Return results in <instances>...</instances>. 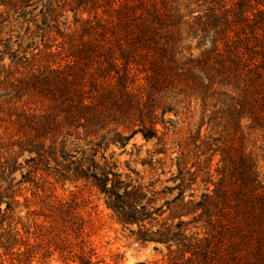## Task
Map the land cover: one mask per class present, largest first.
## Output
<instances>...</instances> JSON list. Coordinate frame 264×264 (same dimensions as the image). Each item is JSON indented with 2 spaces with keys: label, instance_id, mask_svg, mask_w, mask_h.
<instances>
[{
  "label": "rangeland",
  "instance_id": "374dc122",
  "mask_svg": "<svg viewBox=\"0 0 264 264\" xmlns=\"http://www.w3.org/2000/svg\"><path fill=\"white\" fill-rule=\"evenodd\" d=\"M28 4L27 0H0V188L11 183L16 195L32 200L33 186L16 182L31 179L37 172L42 177L43 201L75 194L84 201V211H92L95 217L97 230L90 241L93 260L99 264L166 262L168 246L141 243L136 237L146 232L166 234L167 227L180 221L185 222L182 229L189 240L204 238L207 230L195 203L207 187L213 189L225 145L232 146L231 156L236 155L239 139L232 120L216 115V122L211 121L212 108L203 109L184 82L182 93L167 92L154 101L145 87L140 90L143 101L134 97L121 109L118 96L111 100L109 95L96 96L89 89L91 69L105 66V60L92 51L96 15H104V8L97 0H32ZM211 7L193 4L189 11L192 16L202 15ZM182 46L190 47L193 57L202 51L197 49L198 39L185 38ZM82 99L95 100L89 112L94 121L76 131L67 118L85 115L75 108ZM162 111L168 112L163 116ZM155 127L156 137L143 139L141 131L153 133ZM243 135L242 146L264 175V136L247 128ZM88 145L96 151L100 165L113 164L121 181L140 193L141 204L153 220L123 227L108 206L109 198L91 179L77 176ZM18 200L19 214L29 222L23 198ZM171 248L178 250L175 243Z\"/></svg>",
  "mask_w": 264,
  "mask_h": 264
},
{
  "label": "trees",
  "instance_id": "16d2710c",
  "mask_svg": "<svg viewBox=\"0 0 264 264\" xmlns=\"http://www.w3.org/2000/svg\"><path fill=\"white\" fill-rule=\"evenodd\" d=\"M27 1L32 5V0ZM97 3L104 8V15H96L97 38L92 52L105 60V66L91 69L89 89L96 96L109 95V100L118 96L121 109L134 97L143 101L140 90L145 87L154 101L167 92L182 93L184 82L203 109L212 108L211 121L216 115L232 120L239 139L235 156L230 154L232 146L225 145L213 189L207 187L195 203L207 230L204 238L189 240L182 229L185 222L180 221L173 228L167 227L166 234L146 232L136 240L168 246L167 261L162 264H264V175L242 146L245 128L264 136V0ZM199 3L212 7L192 16L190 7ZM185 38L198 39L197 49L202 50L198 56L193 57L192 49L182 46ZM94 101L79 100L75 108L85 115L67 118L76 131L94 121L89 115ZM52 127L55 130V125ZM157 133L156 127L153 133L141 131L145 140ZM86 152L76 174L91 179L109 198L108 206L118 222L126 227L153 220L141 204L140 193L132 192L131 186L121 181L113 164L100 165L92 146ZM41 179L36 172L31 179L22 177L16 182L18 186H33L32 200L16 195L11 183L0 188V264H99L93 260L95 250L90 241L97 230L92 211H84V201L75 194L43 201ZM109 182L111 187H107ZM18 197L24 200L29 222L19 214ZM173 243L177 252L171 248Z\"/></svg>",
  "mask_w": 264,
  "mask_h": 264
}]
</instances>
